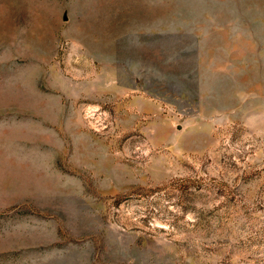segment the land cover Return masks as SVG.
<instances>
[{
  "label": "rangeland",
  "instance_id": "1",
  "mask_svg": "<svg viewBox=\"0 0 264 264\" xmlns=\"http://www.w3.org/2000/svg\"><path fill=\"white\" fill-rule=\"evenodd\" d=\"M0 264H264V0H0Z\"/></svg>",
  "mask_w": 264,
  "mask_h": 264
}]
</instances>
